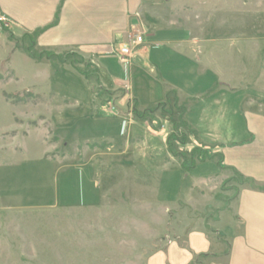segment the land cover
I'll return each mask as SVG.
<instances>
[{"label": "rangeland", "instance_id": "1", "mask_svg": "<svg viewBox=\"0 0 264 264\" xmlns=\"http://www.w3.org/2000/svg\"><path fill=\"white\" fill-rule=\"evenodd\" d=\"M145 3L146 25L167 20L154 23L157 37L167 40V94L182 93L178 102L187 100L190 108L203 89L226 82L247 96L242 111L248 122L258 112L264 117V0ZM144 25L141 18L134 30L143 33ZM15 38L0 31V264H167L169 243L184 248L192 230L215 241L219 210L227 209L226 201L236 198L241 185L234 178L224 183L232 174H221L216 161L189 172L175 159L163 166V147L135 125L131 105L124 117H114L117 109L104 104L109 96L102 86H111L114 77L123 82L118 58L109 57L106 74L89 62L86 78L69 61H33L21 50V37ZM82 61L80 68L87 62ZM164 82L140 64L129 66L127 83L142 91L141 105H157L154 93L146 91ZM167 100V107L157 110L161 114L149 115L169 135L179 123L174 109L179 103L171 95ZM100 105L103 112H95ZM178 130L173 149L188 155L195 144L186 130ZM125 147L128 152L119 155ZM90 160L101 202L77 208L84 192L72 165ZM216 173L218 179L205 182ZM249 181L263 188V182ZM233 211L223 213L217 228L230 225ZM220 249L213 243L209 253ZM200 261L226 263L213 257Z\"/></svg>", "mask_w": 264, "mask_h": 264}, {"label": "crops", "instance_id": "2", "mask_svg": "<svg viewBox=\"0 0 264 264\" xmlns=\"http://www.w3.org/2000/svg\"><path fill=\"white\" fill-rule=\"evenodd\" d=\"M145 4V0H0V12L14 23L8 30L15 37L22 38L42 30L34 45L39 53L79 55L92 66L101 68V74H106L109 59H117L115 52L125 42L130 29L138 28L139 19L142 18L145 24L143 44L134 51L131 64H134V68L140 64L154 78L159 74L165 78L166 82L159 85L155 83V86L146 91L149 94L154 93L155 104L160 105L167 99V40L157 37L155 24L156 21L165 23L167 20L163 19V22L159 18L151 19L152 22H149L153 23L152 27L146 25L148 18L142 11ZM57 13L58 18L54 24ZM217 81L221 82L220 79ZM124 85V81L119 82L115 77L111 86L107 88L103 85L102 89L111 101L107 103V100L104 104L110 106L112 103L118 112L114 117L120 118L128 113L126 108L131 105L135 112V125L142 126L148 137L157 139L160 147H163L161 154L166 157L163 166L171 165L175 158L167 153L165 146L167 127H159V121L152 115L147 114L149 117H146L150 106L140 104L143 95L139 88L128 86L130 95H127ZM116 93L120 95H115ZM181 94H176L180 101L183 100ZM246 100L247 96L237 94L229 83L223 82L208 90L203 89L196 104L190 108L188 106L182 120L190 129L189 132H194L197 136L195 141V137L186 130L193 144L214 147V152L223 154L224 164L228 168H233L247 180L263 182L261 186L264 188V117L259 116L261 113L258 112V116L253 115L257 117H250L252 122H248L242 111ZM104 106H98L95 112L102 113ZM246 106L248 110L251 109L250 104ZM107 112L106 109L104 113ZM159 113L161 114L156 111L154 116ZM106 143V147L112 146ZM124 149L127 150L120 151L119 155H125L129 147ZM90 164L91 160L72 165L74 170H78V182H81L84 192L83 205L80 202L77 208H92L101 202V192L97 188L94 170ZM224 172L230 171H222L221 174ZM221 174L207 177L205 182L214 181ZM236 194L232 202L230 199L226 201L227 209H220L219 217L214 221L215 241L210 240L205 231L192 230L183 239L184 248L175 242L169 243L167 264H178L172 261L178 257L185 258L181 264H191L195 256L212 254L209 251L213 243L221 248L218 251L220 254H212L218 257L225 251L224 247L229 246L224 258L225 264H264V191L253 189L245 183ZM70 201L68 199L69 206ZM232 208H235V213L233 211L232 220L228 219L231 226L223 223V228H217L222 224L223 213H231ZM228 227L231 230H227Z\"/></svg>", "mask_w": 264, "mask_h": 264}, {"label": "trees", "instance_id": "3", "mask_svg": "<svg viewBox=\"0 0 264 264\" xmlns=\"http://www.w3.org/2000/svg\"><path fill=\"white\" fill-rule=\"evenodd\" d=\"M58 18V13L56 15L55 18V22L56 23ZM53 24V25H54ZM3 33L8 35V38L10 41H16L17 39L11 34L10 30L8 29H4L2 30ZM42 32V30L34 32L31 35H25L23 36L19 42L21 44V50L28 56L30 57L33 61L39 62L41 61L43 58L51 63L57 64V65H63L64 62L69 61L71 67L77 72L83 75V77L87 76V70H88V66L90 65L89 62H85L84 63V68H80L78 65H81L83 63V59L75 54H70V53H65V54H61V55H56L54 53H50V52H43V53H36L34 51V45H35V41L36 38L38 37V35ZM90 70V69H89ZM90 74V73H89ZM88 74V75H89ZM94 74H96V71L94 70L91 75L94 76ZM90 76V75H89ZM95 77V76H94ZM87 78V77H86ZM169 95L172 96V99L177 101V104L179 103L178 106H176L174 109L175 111H178V120L179 123L177 124H173L172 126V131L173 133L168 135V139L166 140V144H167V151L168 153L175 159L181 161V168L183 170H185L186 172H189V170L194 169L198 164L200 163H205V162H210V161H216V165L218 167V169L220 170V172L222 171H230V173L232 174V177L228 180H226L224 183H227L228 181H230L231 179H237V181L239 182L240 185H243L245 183L249 182V186L253 189H257L260 191H264V188H258L256 187L251 181L247 180L246 178H244L241 174H239L236 170H234L233 168H228L223 161V154L220 152H214V147L210 148L208 146H204L202 144H195L192 146V148L190 149V151L188 152V155L183 154L181 152H177L173 149V144L172 141L178 139V136H181L178 132L179 128H181V130H187L188 132L190 131L189 128H187L186 124L183 122L182 118L184 117V115L187 112V106H188V101H183V102H178V98H176V94L174 92H169L167 94L166 98H169ZM168 100L166 99L164 103L157 105L153 108H149L146 112V115L148 114H152L155 113L159 108L162 109V111L164 110L165 107H167ZM133 113L134 110H133ZM168 113V117L172 116V113L167 112ZM146 116L147 118L149 116ZM176 133H175V132ZM191 134V136L195 137V141L197 139V136L194 132H189ZM184 137V136H183ZM185 138V137H184ZM183 138V140H184ZM226 247V248H225ZM224 247L225 251L222 252L221 257L218 256H214L211 254H203V255H199V256H195L194 260L191 262V264H201L200 260L202 259H207L209 257H213L214 259H219V258H225L227 256L228 250H229V246L226 245Z\"/></svg>", "mask_w": 264, "mask_h": 264}, {"label": "built area", "instance_id": "4", "mask_svg": "<svg viewBox=\"0 0 264 264\" xmlns=\"http://www.w3.org/2000/svg\"><path fill=\"white\" fill-rule=\"evenodd\" d=\"M14 26V23L7 18L4 14L0 12V31L4 29H11ZM135 27H132L125 37V42L118 48L115 52L116 57L119 60V63L123 69V77H124V89L125 91L129 90L127 83V74L128 69L131 64V58L133 56L134 51L143 44V33L134 30ZM112 113L114 112V108H111Z\"/></svg>", "mask_w": 264, "mask_h": 264}]
</instances>
